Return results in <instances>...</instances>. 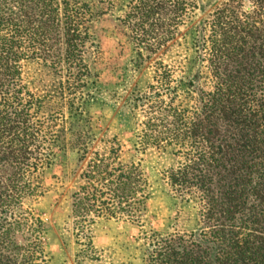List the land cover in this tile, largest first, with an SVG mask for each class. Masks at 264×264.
<instances>
[{"label":"rangeland","instance_id":"374dc122","mask_svg":"<svg viewBox=\"0 0 264 264\" xmlns=\"http://www.w3.org/2000/svg\"><path fill=\"white\" fill-rule=\"evenodd\" d=\"M227 7L252 8L248 0H0V80L14 85L9 96L43 97L44 131L58 135L14 226L17 256L37 247L48 264H146L153 235L198 229L195 205L161 180L174 158L140 137L152 134L150 118L186 107V94L162 85L203 68L202 38Z\"/></svg>","mask_w":264,"mask_h":264},{"label":"trees","instance_id":"16d2710c","mask_svg":"<svg viewBox=\"0 0 264 264\" xmlns=\"http://www.w3.org/2000/svg\"><path fill=\"white\" fill-rule=\"evenodd\" d=\"M248 1L250 11L227 7L210 21L203 68L193 79L162 85L186 94V107L181 101L162 110L150 118L152 134L140 137L141 146L174 158L161 180L174 199L195 205L199 224L189 233L153 235L146 264H264V0ZM13 86L0 80V264H48L37 247L17 256L12 233L26 213L30 183L53 162L50 140L58 135L44 131V98L9 96ZM68 90L76 104L77 88Z\"/></svg>","mask_w":264,"mask_h":264}]
</instances>
